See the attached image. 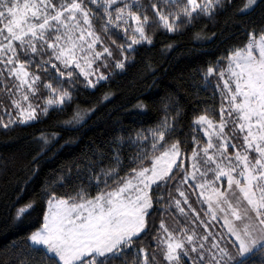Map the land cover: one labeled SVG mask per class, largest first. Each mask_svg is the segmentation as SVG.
<instances>
[{"label": "snow or ice", "instance_id": "1", "mask_svg": "<svg viewBox=\"0 0 264 264\" xmlns=\"http://www.w3.org/2000/svg\"><path fill=\"white\" fill-rule=\"evenodd\" d=\"M226 13L243 38L201 69L215 80L218 116L205 108L184 133L181 108L164 103L159 120L85 157L75 177L70 167L47 181L38 226L0 264H264V0H0V128L65 111L78 85L95 90L126 71L158 31ZM95 112L77 104L63 130ZM61 139L40 134L32 176ZM36 208L35 198L14 205L13 225Z\"/></svg>", "mask_w": 264, "mask_h": 264}, {"label": "trees", "instance_id": "2", "mask_svg": "<svg viewBox=\"0 0 264 264\" xmlns=\"http://www.w3.org/2000/svg\"><path fill=\"white\" fill-rule=\"evenodd\" d=\"M258 10L253 19H260ZM201 33L200 38L196 33ZM243 38L241 25L233 23L229 14H222L215 21L201 22L180 33L158 31L152 45L137 46L134 60L124 72H119L103 82L97 89H85L78 85L74 103L65 111L50 110L47 116L27 125H16L9 130L0 128V251L13 242L23 246L27 232L40 219L41 190L47 181L92 156L93 152H106L111 141L130 131L149 127L162 116L164 103L178 105L183 113L180 131L189 132L194 114L208 108H219V95L215 91L214 78L206 83L201 69L214 63L226 49ZM172 44L171 49L167 45ZM111 93L108 100H102ZM143 101L147 108L138 112L134 105ZM95 106L96 112L79 131L63 130L71 108ZM60 131L63 139L54 153H48L40 161L39 171L32 176L28 161L39 148L38 138L42 132ZM71 140L70 143L65 141ZM81 167L83 164L81 163ZM87 173H84L87 183ZM67 186L64 190H68ZM94 194V193H93ZM20 200L17 201V197ZM37 200V208L22 227L12 222L14 205ZM157 225L159 219L156 221Z\"/></svg>", "mask_w": 264, "mask_h": 264}, {"label": "rangeland", "instance_id": "3", "mask_svg": "<svg viewBox=\"0 0 264 264\" xmlns=\"http://www.w3.org/2000/svg\"><path fill=\"white\" fill-rule=\"evenodd\" d=\"M214 83H215V80H214ZM218 93V92H217ZM218 95H219V93H218ZM219 103H220V100H219ZM217 116H218V112H217ZM174 211V210H173ZM173 221H172V219L171 218H169V223L171 224Z\"/></svg>", "mask_w": 264, "mask_h": 264}]
</instances>
